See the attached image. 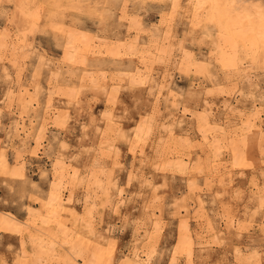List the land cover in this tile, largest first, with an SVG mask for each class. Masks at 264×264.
Here are the masks:
<instances>
[{
    "label": "rangeland",
    "instance_id": "374dc122",
    "mask_svg": "<svg viewBox=\"0 0 264 264\" xmlns=\"http://www.w3.org/2000/svg\"><path fill=\"white\" fill-rule=\"evenodd\" d=\"M216 1L0 0V264H264V1Z\"/></svg>",
    "mask_w": 264,
    "mask_h": 264
},
{
    "label": "bare ground",
    "instance_id": "6f19581e",
    "mask_svg": "<svg viewBox=\"0 0 264 264\" xmlns=\"http://www.w3.org/2000/svg\"><path fill=\"white\" fill-rule=\"evenodd\" d=\"M222 0H220V1H216L217 2V5H218V2H221ZM224 1V0H223ZM240 2H241V0H239ZM238 1V2H239ZM247 1V0H246ZM253 1H256V0H253ZM262 1H264V0H262ZM225 2V1H224ZM233 2L235 3H237L238 4V2L236 1V0H233ZM245 2V1H244ZM248 2V1H247ZM252 2V1H251ZM257 2V1H256ZM264 3V2H263ZM215 4V3H214ZM231 4V3H230ZM245 4H247V3H245ZM227 5H228V3H227ZM230 7L232 6V5H229ZM237 7V5L235 4L234 5V7ZM243 6V5H242ZM235 7V8H236ZM238 8V7H237ZM242 8V7H241ZM240 10V9H239ZM224 11H226V10H224ZM230 11V10H229ZM236 11V10H235ZM264 11V10H263ZM263 11H260L261 13L263 12ZM231 12V11H230ZM234 12V11H233ZM233 12H232V14H233ZM260 12H257V13H260ZM228 14V13H227ZM231 14V13H230ZM259 16H260V14L256 17V18H259ZM229 17V16H228ZM262 20H261V22L262 23H264V12H263V15H262ZM260 18V19H261ZM258 20V19H257ZM257 22V21H256ZM259 23V22H258ZM248 24V23H247ZM259 26V25H258ZM135 83V82H134ZM63 150V149H62ZM54 187V191L52 192V194H51V197H50V201H52V202H54V203H56L57 205H60L61 204V199L56 195V190H57V185H55V186H53ZM59 187V186H58ZM58 191V190H57ZM52 207H53V204H52ZM79 218V214L78 213H75V219H78Z\"/></svg>",
    "mask_w": 264,
    "mask_h": 264
}]
</instances>
